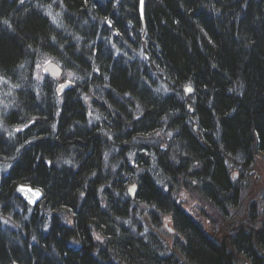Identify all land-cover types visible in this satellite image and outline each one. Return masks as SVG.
<instances>
[{"label":"trees","instance_id":"1","mask_svg":"<svg viewBox=\"0 0 264 264\" xmlns=\"http://www.w3.org/2000/svg\"><path fill=\"white\" fill-rule=\"evenodd\" d=\"M0 103V264H264V212L229 220L264 163V0H145V26L140 0H0Z\"/></svg>","mask_w":264,"mask_h":264},{"label":"rangeland","instance_id":"2","mask_svg":"<svg viewBox=\"0 0 264 264\" xmlns=\"http://www.w3.org/2000/svg\"><path fill=\"white\" fill-rule=\"evenodd\" d=\"M48 62L53 61H46L41 64L38 67V73L45 74L44 68ZM5 106L1 105L0 103V114L4 115L3 111L8 109ZM0 132L4 133V129H2L1 125ZM235 174L237 173H234V175ZM237 180H239V177L236 179V181ZM131 187L132 186H129L128 190ZM176 197L177 203L184 210V212L191 216L196 222L201 224L208 234L214 236V238H218L224 234L225 230H223V218L217 212V210L209 205L204 204V202L200 201L196 198V196L190 194L187 191L179 192ZM253 205L256 209L254 218L256 219V221L258 219L260 220L262 218L261 214L262 212H264V163L262 161L256 162L253 168V172L248 178V182L242 184L240 207L237 212L232 211L229 214V220H231L232 225L241 222L242 224L248 225L250 227L251 223L256 222L254 218H251L250 213ZM155 232L157 231L155 230ZM171 236L174 237L175 235ZM167 244L168 247L172 248V239H168Z\"/></svg>","mask_w":264,"mask_h":264},{"label":"water","instance_id":"3","mask_svg":"<svg viewBox=\"0 0 264 264\" xmlns=\"http://www.w3.org/2000/svg\"><path fill=\"white\" fill-rule=\"evenodd\" d=\"M140 17L143 26H145V0L140 1ZM45 73L52 79L54 80H59L63 76V71L62 69L55 63H48L45 66ZM70 84H65L60 88V92L64 93L68 88ZM186 94L191 95L193 94V89L192 88H187L186 89ZM193 112V111H192ZM138 187L137 186H132L129 190V196L132 199H135L137 194H138ZM17 195L25 201L30 207L36 208L38 205H40L43 200H44V193L37 188H33L29 185H19L17 187ZM167 229L170 232V234H175V231L173 228L170 227L169 224H167Z\"/></svg>","mask_w":264,"mask_h":264},{"label":"flooded vegetation","instance_id":"4","mask_svg":"<svg viewBox=\"0 0 264 264\" xmlns=\"http://www.w3.org/2000/svg\"><path fill=\"white\" fill-rule=\"evenodd\" d=\"M203 231L205 232V233H207L206 231H205V229H203ZM208 234V233H207ZM210 235V234H209ZM212 236V235H211ZM217 236V235H216ZM213 238H214V236H213Z\"/></svg>","mask_w":264,"mask_h":264}]
</instances>
